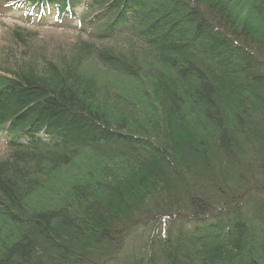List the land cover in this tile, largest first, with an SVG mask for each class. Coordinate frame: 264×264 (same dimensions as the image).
<instances>
[{
  "label": "trees",
  "instance_id": "obj_1",
  "mask_svg": "<svg viewBox=\"0 0 264 264\" xmlns=\"http://www.w3.org/2000/svg\"><path fill=\"white\" fill-rule=\"evenodd\" d=\"M0 2V264H264V0Z\"/></svg>",
  "mask_w": 264,
  "mask_h": 264
},
{
  "label": "rangeland",
  "instance_id": "obj_2",
  "mask_svg": "<svg viewBox=\"0 0 264 264\" xmlns=\"http://www.w3.org/2000/svg\"><path fill=\"white\" fill-rule=\"evenodd\" d=\"M247 11L245 14H242L243 18L246 17ZM32 18H24L23 12L21 13H16V12H11L8 13L4 10L2 7V4L0 2V61L3 59V55L5 54V50L8 49L9 51L10 47V39H11V32H13L14 29L17 27L19 28H28L33 31L38 32V43L41 46H46L49 51L53 49L62 48L66 50V52H69V48H71L75 43L79 42L80 38H78L76 35L67 33V32H62L58 31L53 28H36L31 25H27ZM95 68H91V72L94 71ZM97 72V71H95ZM100 80L103 82H109L110 78L105 75H100ZM114 81H118L115 80ZM119 83V82H118ZM4 145L0 143V158L5 155L4 152ZM72 168H65L61 172V175L56 178L55 183L57 182H62L63 184L71 179V173L73 170ZM58 188H62V184L57 183Z\"/></svg>",
  "mask_w": 264,
  "mask_h": 264
}]
</instances>
